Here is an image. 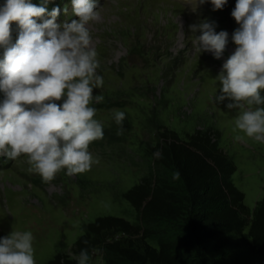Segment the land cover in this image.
Wrapping results in <instances>:
<instances>
[{"label":"rangeland","instance_id":"374dc122","mask_svg":"<svg viewBox=\"0 0 264 264\" xmlns=\"http://www.w3.org/2000/svg\"><path fill=\"white\" fill-rule=\"evenodd\" d=\"M235 5L236 0H228L214 11L210 2L198 0H103L102 19L91 29L97 52L104 49L98 53L97 69L104 85L94 90L104 101L92 106L101 105L105 132L121 128L112 111H124L123 133L108 145H90L99 159L90 171L72 176L62 171L48 183L28 171L25 156L10 165L2 159L0 164L8 166L0 170V237L12 230L32 231L36 264H48L56 254L68 257L67 250L73 252L85 225L97 218H123L137 226V212L125 193L143 178L163 174L150 154L164 129L181 139L197 130L211 133L235 163L232 181L252 213L264 196V144L248 138L235 141V111L225 108L227 101L213 102L219 89L215 77L236 48L231 39L239 27L231 15ZM65 21L58 16L56 23ZM204 21L215 32L229 34L219 59L212 52L197 51L193 43L202 33H193L190 25ZM244 235L248 237L247 230ZM149 243L156 245V240ZM89 255L90 264H106L105 249Z\"/></svg>","mask_w":264,"mask_h":264},{"label":"clouds","instance_id":"9594fccd","mask_svg":"<svg viewBox=\"0 0 264 264\" xmlns=\"http://www.w3.org/2000/svg\"><path fill=\"white\" fill-rule=\"evenodd\" d=\"M50 2L42 0L38 6L31 0H4L0 5V156H25L28 171L45 183L62 171L69 176L90 171L99 163L90 145L104 137V124L92 106L104 101L102 94H94L104 79L97 74L100 61L91 29L102 19V6L99 0H70L77 18L58 24L60 8L49 11ZM198 2H210L215 11L228 0ZM231 15L239 25L231 37L236 48L215 77L219 89L213 102L227 101L225 108L235 111V141L264 144V0H236ZM13 23L18 27L14 43ZM190 30L202 33L193 40L197 51L222 56L228 32H215L207 21L190 25ZM112 119L121 126V135L125 112L114 109ZM154 155L159 158L160 153ZM173 179H179V172ZM34 240L29 230L0 237V264H36ZM67 254L77 264H90L86 248L75 254L69 247Z\"/></svg>","mask_w":264,"mask_h":264},{"label":"trees","instance_id":"16d2710c","mask_svg":"<svg viewBox=\"0 0 264 264\" xmlns=\"http://www.w3.org/2000/svg\"><path fill=\"white\" fill-rule=\"evenodd\" d=\"M31 2L39 6L42 0ZM17 36L13 23V43ZM3 51L0 47V56ZM94 107L103 112L101 105ZM114 137L117 131H104L103 141L108 145ZM150 156L163 174L143 178L125 193L139 224L97 218L85 225L73 253L105 249L106 264H264V196L249 212L232 181L236 165L211 133L197 130L181 139L164 129ZM176 172L179 179H173ZM152 238L156 245L149 243ZM48 264L77 261L56 254Z\"/></svg>","mask_w":264,"mask_h":264}]
</instances>
